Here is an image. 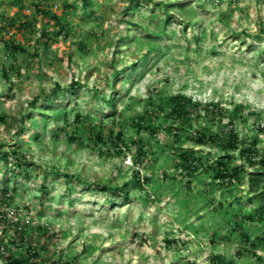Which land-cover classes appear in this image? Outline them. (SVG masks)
Here are the masks:
<instances>
[{
	"label": "rangeland",
	"instance_id": "1",
	"mask_svg": "<svg viewBox=\"0 0 264 264\" xmlns=\"http://www.w3.org/2000/svg\"><path fill=\"white\" fill-rule=\"evenodd\" d=\"M35 1L0 0V264L30 245L38 264H264V0H59L61 35ZM231 132L257 142L254 167ZM224 156L240 179L215 180Z\"/></svg>",
	"mask_w": 264,
	"mask_h": 264
},
{
	"label": "trees",
	"instance_id": "2",
	"mask_svg": "<svg viewBox=\"0 0 264 264\" xmlns=\"http://www.w3.org/2000/svg\"><path fill=\"white\" fill-rule=\"evenodd\" d=\"M19 1V0H17ZM59 0H36L33 5L35 6V9L37 12H39L40 14H43L45 16H50L52 18V20L56 23L57 27H59L60 29V34H63L65 31L64 29H66V25H64L62 23V20H60V18L57 16L56 13H54L52 11V6L55 2H57ZM88 1V0H86ZM134 3V2H133ZM2 19H5V23L7 22L6 17L2 16ZM25 25H21L20 28H24ZM6 49L8 51L9 54L12 55H16L18 53H24L25 49L22 48L21 46H19L18 44H15L14 42H6L5 44ZM0 73L3 75V77L5 78H9L8 75V71L5 70L4 68L0 69ZM78 83L72 84L73 88H77L78 87ZM116 84L112 85V88L115 87ZM121 102V98L119 97V93H117L116 91H113L109 97V99L107 100L108 105H110V107L112 108H117L119 103ZM170 109L171 112L169 114V118L172 119V129L174 132H176L178 129L176 127H174L176 125V123H179L183 120H189L188 117L190 116L189 112H187V107H188V103L187 101L182 98V97H174L172 98L170 101ZM162 108V107H161ZM115 116V114L113 115ZM109 117V116H108ZM3 121V120H2ZM77 121H80V116H78ZM171 132V131H170ZM177 135V134H176ZM114 132H111V137H114ZM124 137L125 134L124 132H119L116 136H115V140L119 143H123L124 142ZM104 137L102 136V134H97L96 135V141L97 142H101L104 143ZM196 143L200 146H207L209 144H216L218 141V136H209L206 133L204 134L203 132L199 134V136H197L196 138ZM257 142H253L252 143V147L251 148H243L241 149V143L240 140L238 139L237 135H235L234 133H229V135L227 136V140L226 142H224V144H222L223 149L226 152H238L240 151V155L245 156L246 155V160H248V163L251 166H255L256 165V147ZM117 145V147H118ZM120 153H122L120 151ZM140 155H145V153L143 152L142 147L140 148ZM14 155L18 158L19 154H17L16 152H14ZM179 160L181 161L180 164V168L182 170L188 171L189 177H193L194 174H196L199 171L198 168V164H196V162H199V158L196 157V155L193 152H183L180 156H179ZM136 163H138L136 161ZM262 165L264 166V161L262 162ZM21 166V165H20ZM242 172L240 170V168L238 167H232L231 165V161L230 158L224 156L222 157L220 160H218L216 162V172L214 174V178L216 181H220V182H232L235 181L236 179H240ZM258 179L263 180L264 179V172H261L258 174ZM140 181H139V185H140ZM102 191L104 192H112V193H118L119 195H121L122 197H124V199L129 201V192L127 190V186L125 187H118V188H114V190H112L111 187L109 186H104L101 187ZM11 192V190L9 189H5L3 192V195L6 196V201H9L11 199V196L9 195ZM4 204H8V202L4 201ZM260 211V215L263 216L264 215V206L259 208ZM3 216H1L0 214V223H3ZM17 234V239L13 240L12 242L14 243V245H18L21 246L22 243L24 242L23 240V236L26 235L27 233V229L26 228H16L14 231ZM4 233H7V230L4 231ZM15 241V242H14ZM246 242H250V239L247 237L245 239ZM18 243V244H17ZM6 247L4 245V241H0V257L3 256L2 252L3 250H5ZM28 256L27 257H21V258H16V257H12L9 256L7 258H5V264H38L37 262H33L31 263V261L38 259L39 255L37 254V249L36 246H28V252H27Z\"/></svg>",
	"mask_w": 264,
	"mask_h": 264
}]
</instances>
